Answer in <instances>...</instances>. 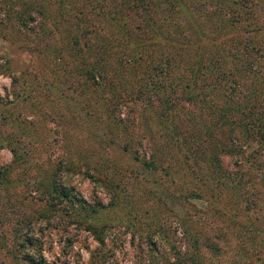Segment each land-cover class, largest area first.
I'll list each match as a JSON object with an SVG mask.
<instances>
[{"label": "rangeland", "instance_id": "1", "mask_svg": "<svg viewBox=\"0 0 264 264\" xmlns=\"http://www.w3.org/2000/svg\"><path fill=\"white\" fill-rule=\"evenodd\" d=\"M47 1L0 0V180H13L10 189L0 187V264H264V152L253 153V144L255 165L234 166L236 158L218 153L217 144L224 128H241L220 127L214 115L238 73L240 89L258 84L235 54L264 47V0H190L191 20L175 18L180 30L165 25L163 43L154 42L148 22L137 27L142 20L128 16L125 1L111 12L108 0L104 16L82 27L103 36L96 45L114 55L104 60L109 73L117 56L124 65L98 86L88 63L63 51L68 31L76 30V8L58 10ZM145 1L168 15L166 0ZM238 15L244 20L229 22ZM173 39L186 43L188 55L202 52L209 82L217 75L210 54L227 53L221 83L201 76L194 87L187 75L176 86L193 95V102L180 98L169 110L184 119L181 135L193 127L181 150L158 119L166 112L156 96L175 91L161 85L137 92L141 79L169 83L149 78L129 58L141 49L159 56L164 50L189 67L194 58L180 59L181 43ZM53 47L61 49L57 57ZM254 57V69L263 71L264 56ZM227 172H236L234 184ZM54 176L69 196L102 206L89 212L70 199L50 203Z\"/></svg>", "mask_w": 264, "mask_h": 264}, {"label": "trees", "instance_id": "2", "mask_svg": "<svg viewBox=\"0 0 264 264\" xmlns=\"http://www.w3.org/2000/svg\"><path fill=\"white\" fill-rule=\"evenodd\" d=\"M80 0H48L47 3H57L56 7L58 10H65L67 8H70L71 10H74L76 8V14L78 21L76 22V30L70 32L67 34L68 42L63 46L64 52L66 54H69L71 56H77L78 60H82V62L88 63L87 66L91 67V75L93 76V80L96 81L100 78V81H96V86L102 84L101 80L107 79L108 76L114 77V75L120 74L122 71V59L120 56H117V65L112 70V73L108 72V60L105 62V57L109 58L111 60L114 58V55L108 56L103 53V50L100 46L96 45V42L99 40H102L103 36L99 35L96 32V29L94 27H82V23L88 22L89 24L95 20L96 17L102 18L106 11L104 12L103 7H105V3L109 2L108 0H81L82 4L78 5V2ZM125 1V5L123 8L128 12V16H132L133 14H137L138 17L142 20L141 22L136 23L137 27L143 30L145 26V22H148L151 26V33L152 37H154V42L157 40L162 41L163 39L167 38L166 36V26L169 25L173 29L180 30L182 27L180 26L179 16L191 20L192 17V11L193 8L190 6V0H166L165 8L168 11V15L165 16L163 13V8L158 7V5H153L150 2H146L145 0H122ZM242 4H247V0H241ZM244 2V3H243ZM192 3V2H191ZM122 3L119 0H110V7L107 11L115 12L116 9L121 5ZM248 8H251V3L249 2ZM97 13H92L91 11L93 9H97ZM46 9V8H45ZM44 9V10H45ZM155 9L156 15H152V10ZM154 12V10H153ZM97 15L94 17V15ZM144 15V16H143ZM147 15V16H145ZM169 21L166 23V21ZM97 19V20H98ZM244 20V17L241 15H238L234 19H230L229 22L233 23V25L238 24ZM248 24H252V22H248ZM197 31V30H196ZM92 33L94 34V38L92 36ZM171 32L169 31L170 34ZM139 34V33H138ZM225 34V33H224ZM140 36V35H139ZM53 38V37H51ZM130 38V35L127 34L126 39ZM148 39H151V35H148L146 37ZM158 38V39H157ZM219 38V35L214 36V39ZM170 40V39H169ZM175 39H173L172 44L175 45V43L180 44V48H182V52L179 53V57L185 59V55H188L186 52L184 53V49L187 48L186 43L180 42L181 40H177L174 42ZM160 43V44H162ZM137 47L139 43H136ZM57 47H53V53L57 57V55L60 54V50H56ZM252 51L242 50L239 53L235 54V57L237 59H243V63L245 64L244 67H242V70L244 71L246 68L251 69L252 72L255 75V78H257V85L255 84V81L253 82V85L250 87V90L246 92L249 83L246 85L247 87H244V89H240V76L241 72L238 73L236 78H233L232 84L229 85V94H227V98L223 99L225 102L224 106L215 107L214 115L217 116V123L221 126H225L227 123L229 125H235L238 124L237 127L241 128L240 130L230 127V128H224L222 135H220L219 143L217 144V152L221 155L228 154L229 156H232V158H236L233 162L234 166H242V164L246 165V163H249L251 165H255L252 161V145L256 144L255 149L253 150L255 154H258L260 150L264 152V70L261 69H254V54L258 53L260 56H264V47H250ZM142 50V49H141ZM137 52L134 54L136 57H129L128 55L126 57L131 58L132 60H138V62H141V66L143 67L142 73H147L148 77L156 76V77H162V79H166V83H169V86L162 82H151L146 79L141 81V85H139V89H137V92H144L147 89H157L161 85L165 89H172L173 92L175 91L174 95H168V90L163 92V90L160 92L161 96H156L160 99V102L164 107V111L166 114L162 117H159L158 119L160 122H162L166 129L170 131V136L175 142V146L179 148V150L183 148H187L188 145H186L188 141L187 137L192 136L194 134L193 127H191V130H184L182 132V135L180 133V130L178 127L182 126V123L184 122V119H177V121L174 119V113H169V110H172L174 108V105L178 103L179 99L184 98L183 100H188L190 102H193V95L189 94L186 89H183V91L177 92L176 86L182 81L184 77L189 75L190 81H192L194 84L193 86H196V80L199 79L201 76L204 79V82L207 83L209 81H206V76H204V71L202 70V52L195 54L194 56L188 55V57H192L193 63H189V58H186L188 62L187 67L184 64L175 63L176 54L173 53H167L164 50H160L161 56L159 54H143L142 51ZM205 51V49H204ZM207 53V50L205 51ZM245 52V54H244ZM216 53V54H215ZM215 53L210 54L209 60L210 61V69H212V75L213 72L216 71V76H213L212 81H217V83H221V79L223 80L225 76V64L223 62L227 61L225 60V57H227V53L224 49V51L219 52L217 49L215 50ZM208 54V56H209ZM215 54V55H214ZM125 57V58H126ZM196 58V59H195ZM185 60V61H186ZM187 62H185L187 64ZM124 65V63H123ZM122 65V66H123ZM110 67V66H109ZM186 71L187 73H184L182 75L181 72ZM250 72V70H247ZM189 73V74H188ZM223 74V75H221ZM171 76V77H170ZM184 76V77H183ZM161 80V79H160ZM169 81V82H168ZM190 86L189 83L185 84V88H188ZM110 90L112 89V86H110ZM191 87V86H190ZM201 87V86H200ZM238 91V94H235L237 96L233 95V92L235 93ZM232 92V94H231ZM148 96V97H147ZM151 95H146L145 97L149 98ZM118 97V96H116ZM115 97V98H116ZM208 100V99H207ZM206 100V101H207ZM162 107V106H160ZM231 111H234L235 113H231ZM238 115V120L236 119V115ZM198 115V114H197ZM196 115V116H197ZM176 128L179 130L177 131ZM196 128V127H195ZM198 128V127H197ZM16 139H21L20 135H16ZM129 145H127L128 147ZM13 151V149H12ZM185 156H189V153L187 151H184ZM217 152H215L213 155H215ZM67 167H70L68 164ZM226 178L229 179L230 184H234L235 182V176L236 172H227ZM13 180L6 176L5 180H0V187L4 186L3 188L5 190L10 189L9 184ZM5 182V184H4ZM4 184V185H3ZM37 184L41 185L42 187L47 186L48 184L45 183V181H40ZM209 192V191H208ZM207 192V193H208ZM206 193V195H207ZM68 191L65 187V184L58 180L57 176H54L53 182L50 185V188L48 189V200L50 203H55L53 201L55 200H69L71 204H78L80 209H84L85 211L89 212H97L99 207L102 205H90L88 204L84 199H81L79 197H75L74 195L71 197L68 195ZM76 207V206H74ZM42 209L40 213H43ZM226 213V211H223ZM25 240H30L26 239ZM101 240V238H100ZM17 245H24V243H17Z\"/></svg>", "mask_w": 264, "mask_h": 264}]
</instances>
